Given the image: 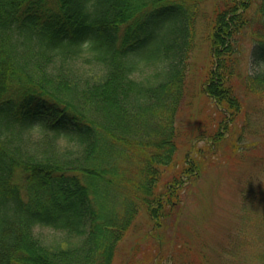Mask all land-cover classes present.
<instances>
[{
	"label": "trees",
	"instance_id": "obj_1",
	"mask_svg": "<svg viewBox=\"0 0 264 264\" xmlns=\"http://www.w3.org/2000/svg\"><path fill=\"white\" fill-rule=\"evenodd\" d=\"M201 19L210 65L199 91L217 122L198 128L200 156L258 134L229 130L237 86L263 103L245 118L264 124V0H214L209 15L204 0H0V264H113L139 216L162 230L179 213L205 164L175 157ZM244 38L256 70L240 78ZM173 251L151 264H208L185 243Z\"/></svg>",
	"mask_w": 264,
	"mask_h": 264
},
{
	"label": "rangeland",
	"instance_id": "obj_2",
	"mask_svg": "<svg viewBox=\"0 0 264 264\" xmlns=\"http://www.w3.org/2000/svg\"><path fill=\"white\" fill-rule=\"evenodd\" d=\"M213 1L204 0L206 15L211 13ZM199 22V37L189 58L192 73L188 78V82L191 79L189 91L177 117L181 134L175 157L179 163L190 157L203 159L204 169L196 181L181 192V209L162 230L152 227L145 213L137 218L134 227L119 242L113 264H151L158 255L166 260L169 257L168 263L170 256H181L173 249L183 243L198 249L199 255L204 253L208 264H264V143L261 141L264 124L245 118L246 115L256 117L263 103L245 96L237 86L244 104L239 118L229 125V130L235 126L239 134L244 125L261 126L258 134L243 130L238 138L232 136L220 143L215 152L201 150L203 155L200 156L197 150L205 149L207 145L196 137L200 132L198 128L201 125L210 130L214 128L217 113L214 103L199 91V70L210 65V46L201 36L206 23L204 19ZM244 39L237 68L240 78L256 70L249 57L252 44ZM251 141L255 144L244 145ZM17 180L21 182L19 175ZM244 193H254L257 197L246 204ZM34 233L47 242L64 238L60 231L48 227H35Z\"/></svg>",
	"mask_w": 264,
	"mask_h": 264
}]
</instances>
